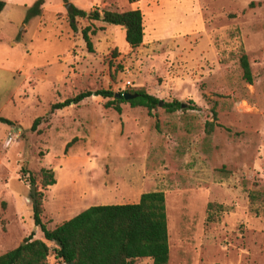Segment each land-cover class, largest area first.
Here are the masks:
<instances>
[{"label": "rangeland", "instance_id": "obj_1", "mask_svg": "<svg viewBox=\"0 0 264 264\" xmlns=\"http://www.w3.org/2000/svg\"><path fill=\"white\" fill-rule=\"evenodd\" d=\"M3 1L0 116L10 123L0 121V254L31 232L42 238L33 176L49 229L89 206L160 190L167 264H264V0H43L35 16L37 0ZM67 3L139 8L142 43L130 47L121 27L101 19L71 17ZM98 89H143L184 106L148 112L125 100L117 112L105 106L112 98L92 95L50 108ZM41 169L54 184H41ZM48 261L64 264L52 253Z\"/></svg>", "mask_w": 264, "mask_h": 264}, {"label": "trees", "instance_id": "obj_2", "mask_svg": "<svg viewBox=\"0 0 264 264\" xmlns=\"http://www.w3.org/2000/svg\"><path fill=\"white\" fill-rule=\"evenodd\" d=\"M135 2L137 0H128ZM43 0H37L31 8L29 16L40 14ZM5 2L0 0V13ZM71 17L78 15L88 19L102 21L121 27L124 30V39L130 47H136L143 40L142 13L139 8L123 11L96 9L86 11L73 8L68 13ZM82 37L88 48L91 41L87 27L82 30ZM243 78L252 82L251 72L246 54L242 53L239 59ZM137 94L135 98L127 100L131 106H143L148 112L161 106L167 112L181 108L177 100L163 101L147 93L143 89L124 91ZM123 93V92H122ZM92 95L108 99L106 107H113L120 112L118 98L109 89L95 91L84 90L73 97L51 104V110L61 109L70 104H77ZM190 108V107H189ZM0 121H10L0 116ZM39 119L33 123V128ZM213 121L206 122L207 132L212 131ZM72 141L66 144L70 146ZM25 169V168H23ZM43 186L55 183L50 169H41ZM29 180L34 184L33 176ZM42 193L36 191L32 201L33 222L41 233L42 238H33L34 233L28 236L14 248L0 254V264H49L48 257L52 253L55 258L65 264H132L138 258H149L151 264H167L169 257L167 214L163 191L155 190L143 192L135 203L92 205L64 220L54 228L49 229L42 221ZM22 242L24 244H22ZM49 243H52L51 247Z\"/></svg>", "mask_w": 264, "mask_h": 264}, {"label": "water", "instance_id": "obj_3", "mask_svg": "<svg viewBox=\"0 0 264 264\" xmlns=\"http://www.w3.org/2000/svg\"><path fill=\"white\" fill-rule=\"evenodd\" d=\"M65 7H66V9L68 10V11H72V6L69 4V3H67V4H65ZM136 95L137 94H135V93H129V92H123V93H115V96L116 97H118V98H123L124 100H130V99H133V98H135L136 97ZM184 106V104L182 103L181 104V107H183ZM35 195H36V190H35V184H30V196H31V198H32V201H34L35 200ZM22 244H24L23 242H22ZM69 264H74L73 262H71V263H69Z\"/></svg>", "mask_w": 264, "mask_h": 264}, {"label": "built area", "instance_id": "obj_4", "mask_svg": "<svg viewBox=\"0 0 264 264\" xmlns=\"http://www.w3.org/2000/svg\"><path fill=\"white\" fill-rule=\"evenodd\" d=\"M12 134L11 133H9V141L12 139ZM65 264V263H64Z\"/></svg>", "mask_w": 264, "mask_h": 264}, {"label": "crops", "instance_id": "obj_5", "mask_svg": "<svg viewBox=\"0 0 264 264\" xmlns=\"http://www.w3.org/2000/svg\"><path fill=\"white\" fill-rule=\"evenodd\" d=\"M139 199V198H138Z\"/></svg>", "mask_w": 264, "mask_h": 264}]
</instances>
